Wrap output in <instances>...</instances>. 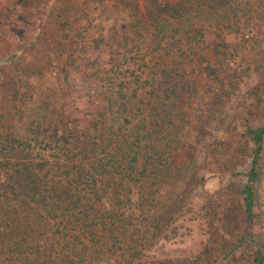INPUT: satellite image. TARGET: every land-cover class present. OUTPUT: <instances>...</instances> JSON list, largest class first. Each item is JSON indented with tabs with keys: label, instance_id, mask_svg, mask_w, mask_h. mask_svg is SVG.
<instances>
[{
	"label": "rangeland",
	"instance_id": "rangeland-1",
	"mask_svg": "<svg viewBox=\"0 0 264 264\" xmlns=\"http://www.w3.org/2000/svg\"><path fill=\"white\" fill-rule=\"evenodd\" d=\"M176 1L0 0V66L23 50V66L41 72L25 90L49 95L56 112L83 107L81 89L100 84L109 69L126 71L121 104L135 113L167 110L163 143L172 134L184 139L173 176L158 190L167 203L185 200L175 215L177 233L169 229L171 237L152 245L141 264H252L250 254L264 250V141L251 228L236 188L247 182L258 146L249 128L264 126V0H223L215 19L208 6L196 18L204 34L192 49L172 27L151 25L168 16L163 4ZM167 209L157 215L160 225Z\"/></svg>",
	"mask_w": 264,
	"mask_h": 264
},
{
	"label": "trees",
	"instance_id": "trees-1",
	"mask_svg": "<svg viewBox=\"0 0 264 264\" xmlns=\"http://www.w3.org/2000/svg\"><path fill=\"white\" fill-rule=\"evenodd\" d=\"M222 1L166 2L160 9L168 16L152 18L151 25L161 31L172 27L182 47L192 49L204 34L196 18L208 6L212 18H220ZM23 54L14 51L0 66V264H141L152 245L171 237L169 229L177 233L175 215L185 200L167 203L158 190L173 176L184 139L172 134L163 143L167 110L162 116L158 106H151L155 113H149L151 107L135 113L121 104L128 73L112 68L100 84L81 89L83 107L56 112L49 95L40 97L35 86L25 90L41 72L23 66ZM73 91L67 93L70 102ZM249 132L258 146L248 180L236 192L251 228L264 126ZM250 258L264 264V250L255 249Z\"/></svg>",
	"mask_w": 264,
	"mask_h": 264
}]
</instances>
